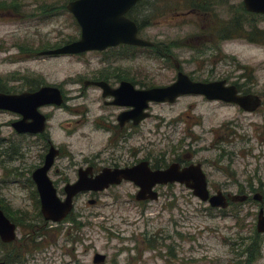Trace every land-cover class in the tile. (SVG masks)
<instances>
[{
    "label": "rangeland",
    "instance_id": "1",
    "mask_svg": "<svg viewBox=\"0 0 264 264\" xmlns=\"http://www.w3.org/2000/svg\"><path fill=\"white\" fill-rule=\"evenodd\" d=\"M69 2L0 0V94L47 86L62 89V112H42L50 117L52 144L74 157L77 165L95 161L100 168H110L123 159L168 167L191 160L204 166L211 195L221 191L250 200L226 211L213 210L183 186L173 185L157 189L158 201L138 203L137 190L122 184L95 197L79 196L69 219L44 228L35 190L20 184L38 165L46 144L16 137L8 127L17 121L16 115L0 112V201L8 218L19 223L15 242L0 243V261L16 252L20 259L13 264H93L95 254L106 258L104 264H239L246 259L242 252L257 233L258 215L264 209V203L253 200L256 194L264 198V16L241 10L240 1L142 0L133 18L144 29L143 40L174 42L162 49L192 81H226L242 94L259 96L263 106L247 114L201 97L150 104V118L140 128L119 131L125 138L130 133L123 142L107 132L122 110L104 106L107 100L101 92L83 90V83L114 84L123 77L147 90L171 85L177 72L166 57L149 49L120 47L38 58L39 52L79 39L78 26L66 10ZM48 10L50 16L43 17ZM212 30L214 36L225 30L234 38L212 39ZM223 150L226 157L221 160ZM69 164L62 158V180L73 183L77 168ZM63 187L62 183V193L57 191L62 201ZM90 200L96 204L89 205ZM262 239V258L255 264H264Z\"/></svg>",
    "mask_w": 264,
    "mask_h": 264
},
{
    "label": "water",
    "instance_id": "2",
    "mask_svg": "<svg viewBox=\"0 0 264 264\" xmlns=\"http://www.w3.org/2000/svg\"><path fill=\"white\" fill-rule=\"evenodd\" d=\"M140 0H76L66 5V10L72 15L81 29L79 41L66 45L57 50L45 51L40 57L77 56L86 53H102L121 45L151 49L153 44L137 38V28L126 18V14ZM232 1V0H216ZM247 13L264 15V0H240ZM176 70H179L176 64ZM95 86L103 89V96L122 97L114 105L131 108L126 116L119 117L121 124L132 121L135 125L150 118V104H174L183 97H202L208 102H220L233 105L246 113L253 114L263 106V100L255 95H241L234 86H228L225 81L212 83H198L191 81L179 72L176 81L164 88H154L138 91L130 84H122L116 92L111 91L105 84ZM63 97L56 88L45 87L35 93L21 95L0 94V111L9 112L22 118L14 123L12 128L18 134H42L45 131V118L38 113L43 106L63 105ZM1 134V130H0ZM53 148L46 157L45 165L33 175L40 201V212L45 221L63 222L73 210V199L81 193H102L112 186H119L122 182H129L138 188L135 196L137 202L157 201V187L179 184L189 190L193 197L207 204L211 209L224 211L229 204H243L247 196H225L221 192L210 195L206 177L200 165H192L181 169L174 164L164 171H152L148 163H141L133 168L124 170L104 169L95 179H88L80 174L79 181L64 189L65 200L61 201L57 191L47 178V172L52 166ZM89 172V171H88ZM87 172V173H88ZM254 201L263 203L264 199L256 194ZM89 205H95L94 201ZM257 232L264 236V209H261ZM16 239V227L0 211V241L11 244ZM105 257L96 254L93 264H103Z\"/></svg>",
    "mask_w": 264,
    "mask_h": 264
},
{
    "label": "flooded vegetation",
    "instance_id": "3",
    "mask_svg": "<svg viewBox=\"0 0 264 264\" xmlns=\"http://www.w3.org/2000/svg\"><path fill=\"white\" fill-rule=\"evenodd\" d=\"M142 0H140L126 15V18L128 20H130L131 22H133L137 28V38L138 39H141V33L144 31V29H142L141 25L138 24V21L136 20V18L134 17L133 18V13L136 12V10H139L140 9V2ZM211 2H217V3H220V2H223V1H216V0H210ZM240 1V0H239ZM241 2V1H240ZM242 3V2H241ZM78 26V25H77ZM78 31H79V39L76 40V41H79L80 38H81V29L79 28L78 26ZM211 31V30H210ZM216 32V31H214ZM224 31H217V36H214V33H213V30H212V33H211V37L213 39V37H218V38H222V39H232L234 38V36L230 35V34H225ZM250 37V36H249ZM74 40H70V41H67L63 44V46H59L57 48H61V47H64L66 45H69V44H72L74 42H76ZM153 44V50H156L158 51V55L159 56H162V58L164 59V57H166L170 62L171 64L173 65V68L175 69V71L177 72V74L179 72H182L181 71V67L179 65V63L174 60L171 56H169L167 53V50H163L162 47H169L171 45H174L175 43H171L169 45H166L164 42H161V41H158V43H152ZM120 47H124L126 49H138V48H134V47H130V46H125V45H121V46H118L116 48H113L114 49H117V48H120ZM56 48V49H57ZM108 50H111V49H108ZM107 51V50H106ZM96 53V52H95ZM103 53V52H102ZM86 54H89V53H86ZM85 54H82V55H79V56H83ZM38 57V53L36 55ZM39 58V57H38ZM176 64L178 65L179 67V70H176ZM177 77V76H176ZM176 80V79H175ZM194 82V81H193ZM99 83H103L105 84L111 91H118L121 87L122 84H130L133 86V88L135 90H138V91H142V90H146V89H139V88H136V86H134L133 84H131L130 82L126 81L125 78L123 77H117L116 81L114 82V84L110 81V80H103V81H86L83 83V90H86V88H89V87H92L93 89L95 90H98L101 92V98L103 100H107V101H104L103 102V105L104 106H111L112 108L114 109H118V110H122L119 114H117V116L115 117V122L114 123H110V130H107V132H109L111 134V136L113 137V139L115 141L117 140H121L123 142H125L127 139L130 138V133H125L126 134V138L120 134L121 136H119V131L121 133H123V131H131V130H136L138 128H140L142 126V124L145 122H141L140 124L138 125H135L132 121H128V122H125L123 124L120 123V121L118 120L119 117H121L122 115L123 116H126L125 114H128L132 111L131 108H128V107H121V106H118V105H114V102L117 101V102H120L121 100H123L122 97H118L116 98L115 96H106L104 97L103 94H104V91L102 88L100 87H97L95 86V84H99ZM208 83V82H207ZM211 83V82H209ZM228 85V84H227ZM49 87V86H47ZM236 87V86H235ZM41 88H45V87H41ZM41 88H39L38 90H33V91H29V92H25V93H35L37 91H39ZM56 88V87H54ZM237 88V87H236ZM60 93H61V96H62V89H60L59 87L57 88ZM239 92V91H238ZM240 93V92H239ZM241 95H244L242 93H240ZM64 98V97H63ZM64 102H65V99H64ZM64 107V105H63ZM53 109L52 111L54 110H57L59 112H62V104L61 106L59 107H56V106H43L41 108L38 109V112L43 115V112L42 110L44 109ZM238 108V107H237ZM239 109V108H238ZM241 110V109H240ZM242 111V110H241ZM2 112V111H0ZM243 113H246L244 111H242ZM11 114V113H10ZM62 114V113H61ZM247 114H250V113H247ZM44 118H45V122H46V126H45V131L44 133L42 134H37V135H31V134H18L16 133L13 128H12V125L16 122H20L22 120V118L20 116H17L16 115V118H17V121L13 122V123H10L9 124V128L12 129V131L14 132L15 136L16 137H19V138H29V139H32V140H35V139H41L42 142H45L46 146L44 147V152L43 154L41 155L39 161H38V165L36 167H34L30 173H27L25 176H23L24 178H21L23 182H21V186L27 188V187H30L32 189L35 190L36 194H37V191H36V185H35V182L33 180V175L36 171H38L39 169H41L42 167H44L45 165V161H46V157L48 156V154L51 152V149L53 148L54 152L52 153L54 155V158H53V161H52V166L51 168L48 170L47 172V178L48 180L52 183V186L54 187V189L56 191H61L62 193V183L64 185L63 187V191L64 189L67 187V186H73L74 184H76L79 179H80V174L85 176L86 178L88 179H95L99 174L102 173V171L104 169H110V170H124V169H130V168H133L141 163H148L149 164V167L152 171H156V170H166L168 167H161V166H152L151 165V162L149 161H141V160H138L136 161L135 163H130V161L128 160H125L123 161V159H121L120 161L121 164L117 165L115 164L114 166L110 167V168H100L98 167L96 164L97 162H93V161H89V162H85V164H82V165H77L75 163V158L70 156V155H66L64 153V151H62V148H56L53 144H52V140L50 138V135H49V121H50V117L48 115H43ZM102 118V117H100ZM0 128L2 129L3 126H0ZM225 138H228V133H226L225 135ZM230 143L229 141H223L222 144H228ZM225 150L222 151V157H220L221 160H223L225 157H226V152H224ZM62 158H66V159H69L70 160V164L69 166H72L74 168H77L76 169V172H75V175H76V180L73 182V183H70L68 182L67 180H62ZM61 163V168L58 167V164ZM176 165L180 166L181 169H184V168H187L189 166H192V165H200L202 167V170H203V165L197 163H193V161H189L188 163H185V162H178V163H175ZM122 165V166H121ZM89 171V172H88ZM88 172V173H87ZM204 172V171H203ZM207 183H208V180H207ZM122 184H128L130 186H133L132 184L130 183H126V182H123ZM121 184V185H122ZM209 184V183H208ZM120 185V186H121ZM238 187L239 190H244L245 188H243L241 185H238L236 186ZM114 188V187H113ZM137 191L138 189L136 187H134ZM111 189V188H110ZM218 190H222V188H219ZM217 192H221V191H217ZM87 195H91V197H95L98 193H86ZM58 195V193H57ZM82 195H85V194H80V195H77L74 199H73V202L76 198H78L79 196H82ZM65 196V194H64ZM62 197V195H61ZM37 198H38V194H37ZM39 199V198H38ZM61 200V199H60ZM39 202V200H37ZM62 201V200H61ZM91 201H94V200H90L88 201V204L89 202ZM96 203V201H95ZM0 211L3 213V215L13 224L15 225L16 227V232L17 230H19V223L18 224H15L12 222L11 219L8 218L7 214L5 213L6 211L4 210V206H3V202L0 201ZM39 217H41V221L43 222V225H44V228L47 227V228H53V226H60L62 224V221L59 222V223H53L51 221L47 222L45 221L44 217L42 216L41 212H40V202H39ZM27 238L28 236L26 237V241L25 243L27 242ZM15 242V241H14ZM13 242V243H14ZM0 243L3 245V246H8L7 244H3L1 241ZM13 243L9 244V245H12ZM33 244V242H31ZM14 256V259L11 258V256ZM6 256L5 258L1 259L0 261V264H13V263H17V260L20 259L19 257V254H17L16 252H13L12 254ZM94 258V257H93ZM93 261V260H92ZM105 262V261H104Z\"/></svg>",
    "mask_w": 264,
    "mask_h": 264
},
{
    "label": "trees",
    "instance_id": "4",
    "mask_svg": "<svg viewBox=\"0 0 264 264\" xmlns=\"http://www.w3.org/2000/svg\"><path fill=\"white\" fill-rule=\"evenodd\" d=\"M71 1H74V0H71ZM241 10H244V9L241 8ZM51 11L52 10L46 11L45 12L46 14L45 15L43 14L44 15L43 17H49L51 14ZM235 27H239V21H238V23L237 22L235 23ZM54 48L55 47L50 48V49L52 50ZM149 50H153V49H149ZM35 195H36V192H35ZM231 206H234V205H231ZM262 242H263L262 236L259 235L258 233H255L254 236L250 239L249 243H247L245 245V249L242 252L243 258L246 257V259L241 260L239 264H255V263H257L262 258V252H261Z\"/></svg>",
    "mask_w": 264,
    "mask_h": 264
}]
</instances>
